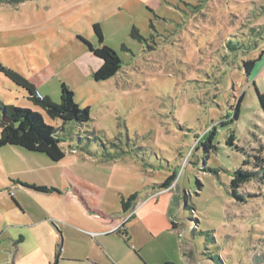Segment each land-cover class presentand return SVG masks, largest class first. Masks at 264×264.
Here are the masks:
<instances>
[{
    "label": "rangeland",
    "instance_id": "1",
    "mask_svg": "<svg viewBox=\"0 0 264 264\" xmlns=\"http://www.w3.org/2000/svg\"><path fill=\"white\" fill-rule=\"evenodd\" d=\"M94 24L121 61L105 81ZM0 63L90 115L51 120L0 73V104L40 113L65 152L0 149V264H264V184L230 188L264 160V0L0 3Z\"/></svg>",
    "mask_w": 264,
    "mask_h": 264
},
{
    "label": "trees",
    "instance_id": "2",
    "mask_svg": "<svg viewBox=\"0 0 264 264\" xmlns=\"http://www.w3.org/2000/svg\"><path fill=\"white\" fill-rule=\"evenodd\" d=\"M20 0H0V3H19ZM93 30L98 38L100 46L93 48L89 43H85L91 53L101 60V66L93 73L95 81H105L118 73L121 68V61L117 54L108 46L103 45V35L98 24L93 25ZM131 37L141 40L136 29H132ZM260 59V57L258 58ZM257 60H250L245 63V71L251 72ZM0 73L10 79L16 85L27 90L28 99L42 110L51 120H58L64 124L74 123L82 126L90 121L89 108H80L73 100L74 94L61 84L59 103L52 102L48 97L39 98L35 95V87L25 78L16 72L6 68L0 63ZM254 84V83H253ZM258 97L264 109V97L258 92ZM237 117V111L235 112ZM63 130V127L61 128ZM233 136L228 142L231 143ZM61 137L59 130L44 122L43 116L30 109L13 107L0 104V149L13 146L24 149L28 152L46 156L54 163L60 162L65 157V152L59 145ZM249 162L245 161L243 165ZM254 169L252 171L239 168L233 172L230 180V188L234 197L244 202V198L237 194L238 189L252 180L261 181L264 184V160L259 156H254ZM172 178H169L171 180ZM166 186V185H165ZM168 186V185H167ZM30 188L37 192H48L45 187L31 185ZM255 195H249L254 197ZM135 196H131L123 203L124 211H128ZM176 226L173 224L172 228ZM125 235V233L121 234ZM127 241V240H125ZM163 264H173L164 262Z\"/></svg>",
    "mask_w": 264,
    "mask_h": 264
},
{
    "label": "crops",
    "instance_id": "3",
    "mask_svg": "<svg viewBox=\"0 0 264 264\" xmlns=\"http://www.w3.org/2000/svg\"><path fill=\"white\" fill-rule=\"evenodd\" d=\"M34 86V85H33ZM51 161V160H50ZM52 162V161H51ZM20 184H19V182L18 183H13V186H19ZM20 186H22V185H20ZM24 187V186H23ZM7 193H8V195H9V197L12 199L13 198V192H11L10 190H8L7 191ZM12 202L18 207V203H17V201H15L14 199H12ZM20 239H19V243H20ZM20 246V245H19Z\"/></svg>",
    "mask_w": 264,
    "mask_h": 264
},
{
    "label": "water",
    "instance_id": "4",
    "mask_svg": "<svg viewBox=\"0 0 264 264\" xmlns=\"http://www.w3.org/2000/svg\"><path fill=\"white\" fill-rule=\"evenodd\" d=\"M247 74L249 75V72H247Z\"/></svg>",
    "mask_w": 264,
    "mask_h": 264
}]
</instances>
